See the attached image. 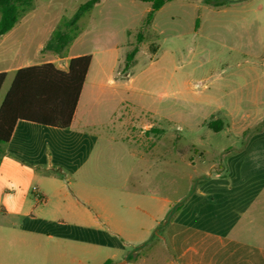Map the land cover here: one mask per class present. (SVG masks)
Wrapping results in <instances>:
<instances>
[{"label":"rangeland","instance_id":"1","mask_svg":"<svg viewBox=\"0 0 264 264\" xmlns=\"http://www.w3.org/2000/svg\"><path fill=\"white\" fill-rule=\"evenodd\" d=\"M87 1L30 0L15 26L0 35V68L40 62L48 55H91L88 82L96 81V131L129 135L133 146L145 135L146 124L165 132L159 144L164 164L139 193L184 198L213 168L228 166V153L254 142L264 146V0H221L218 6L206 0H172L150 22L148 2L100 0L80 12ZM58 29L73 36L60 53L45 48ZM135 46L139 51L126 68V56ZM6 70L0 106L15 74V69ZM217 119L219 131L207 126ZM33 185L38 181L26 172L13 173L4 166L0 197L5 189L29 194ZM40 218L37 214V226L23 230L12 227L17 219L2 217L0 252L39 262L59 258L62 251L25 243L72 249L89 238L73 228L43 229Z\"/></svg>","mask_w":264,"mask_h":264},{"label":"crops","instance_id":"2","mask_svg":"<svg viewBox=\"0 0 264 264\" xmlns=\"http://www.w3.org/2000/svg\"><path fill=\"white\" fill-rule=\"evenodd\" d=\"M75 56L48 55L0 72L49 62L68 71ZM89 70L70 127L18 120L0 158V174L7 166L38 181L29 194L5 189L0 219L15 218L12 227L27 230L41 214V228H73L89 238L72 249L28 242L62 256L38 262L0 252V264H264V146L254 142L228 153V166L213 168L184 198L139 193L164 164L159 144L165 132L146 124L136 146L129 135L97 132L96 81L88 82Z\"/></svg>","mask_w":264,"mask_h":264},{"label":"trees","instance_id":"3","mask_svg":"<svg viewBox=\"0 0 264 264\" xmlns=\"http://www.w3.org/2000/svg\"><path fill=\"white\" fill-rule=\"evenodd\" d=\"M151 4L147 15L150 22L153 15L172 0H138ZM100 0H89L79 8L85 12ZM215 6L221 0H206ZM30 5V0H0V35L10 31L21 17V7ZM25 9V8H23ZM78 20V16L75 21ZM139 40L141 34L138 35ZM73 36L58 29L45 45L56 53L62 52ZM139 51L135 46L126 56L129 68ZM92 56L89 54L72 57L68 71L58 69L53 63L24 67L16 70L9 90L0 106V143H7L18 120H26L57 128L71 126L82 88L90 68ZM7 78V72H0V91ZM207 126L219 131L221 121L207 122ZM105 264H112L107 261Z\"/></svg>","mask_w":264,"mask_h":264},{"label":"built area","instance_id":"4","mask_svg":"<svg viewBox=\"0 0 264 264\" xmlns=\"http://www.w3.org/2000/svg\"><path fill=\"white\" fill-rule=\"evenodd\" d=\"M33 189H35V187Z\"/></svg>","mask_w":264,"mask_h":264}]
</instances>
